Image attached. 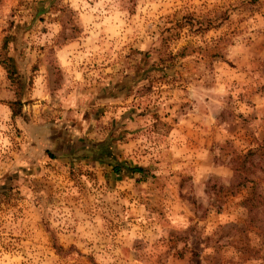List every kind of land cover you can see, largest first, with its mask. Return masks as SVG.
<instances>
[{"label":"rangeland","instance_id":"1","mask_svg":"<svg viewBox=\"0 0 264 264\" xmlns=\"http://www.w3.org/2000/svg\"><path fill=\"white\" fill-rule=\"evenodd\" d=\"M13 33L0 264H264V0H0Z\"/></svg>","mask_w":264,"mask_h":264},{"label":"trees","instance_id":"2","mask_svg":"<svg viewBox=\"0 0 264 264\" xmlns=\"http://www.w3.org/2000/svg\"><path fill=\"white\" fill-rule=\"evenodd\" d=\"M15 39L18 40V38L15 36L14 33L4 38L3 45L0 49L1 50L0 57L2 55V58L0 59V63L6 72L7 78L12 82V84L16 85V89L18 90L16 99L14 101L9 102L10 108L12 110V115L22 116L24 115V113L22 111L21 93L23 92L27 81H25V75L20 72L22 71L20 66V61L22 59L19 52L16 50V47L18 46L14 42ZM13 45H16V47ZM77 148L81 151H84L87 154L91 153L93 155V158L96 160L105 158L107 154H109V152L106 153L98 152L99 149L102 148L101 145L100 146L95 145L93 147L92 145L83 144L82 146L80 145L77 146ZM46 153L50 158H55V155L50 150H46ZM109 163H113L112 171L115 174L121 173L122 165L120 162H118L115 159L114 156H111L109 158ZM128 169H130V172L140 173L142 176L145 175V171L143 167L133 166V167H129Z\"/></svg>","mask_w":264,"mask_h":264},{"label":"crops","instance_id":"3","mask_svg":"<svg viewBox=\"0 0 264 264\" xmlns=\"http://www.w3.org/2000/svg\"><path fill=\"white\" fill-rule=\"evenodd\" d=\"M43 131H46V130L44 129ZM37 140H39V139H37ZM60 140H61V138L59 136H54L48 140L44 139L43 143H45V144H43V145L40 144V145L44 149H49L53 154L56 155L60 149V146H57L60 143ZM38 143H40V141H38ZM33 147L36 148L35 146H33Z\"/></svg>","mask_w":264,"mask_h":264}]
</instances>
